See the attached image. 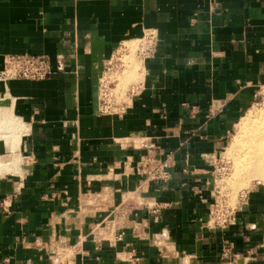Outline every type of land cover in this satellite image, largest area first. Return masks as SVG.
Returning a JSON list of instances; mask_svg holds the SVG:
<instances>
[{
  "label": "crops",
  "instance_id": "0c3cea01",
  "mask_svg": "<svg viewBox=\"0 0 264 264\" xmlns=\"http://www.w3.org/2000/svg\"><path fill=\"white\" fill-rule=\"evenodd\" d=\"M148 30L152 53L117 78L137 93L100 112L111 58ZM6 54L53 72L0 79V118L25 123L20 172L0 175V264H51L62 242L79 245L65 264H227L225 242L264 264V182L209 223L219 151L264 100V0H0V72ZM150 150L168 180L138 171Z\"/></svg>",
  "mask_w": 264,
  "mask_h": 264
},
{
  "label": "built area",
  "instance_id": "2783aa9c",
  "mask_svg": "<svg viewBox=\"0 0 264 264\" xmlns=\"http://www.w3.org/2000/svg\"><path fill=\"white\" fill-rule=\"evenodd\" d=\"M157 41V33L154 30H148L141 40L135 41L133 44H122L117 49L106 68V73L101 77L99 82L100 112L125 113L131 96L133 97L137 93L139 87L134 86L124 91L119 86L118 79L113 78L111 75L113 73L123 74L130 65L129 58L132 54L141 57L149 56ZM3 62L4 67L0 72V79L2 80L17 78L44 80L53 72L48 59L43 56L6 54L3 57ZM258 92L264 95V84L259 86ZM21 128L25 130V124ZM137 166L138 171L151 180L166 181L171 176L168 160L161 159L152 150L140 158ZM245 192H242L238 196L237 201L230 204L227 198L221 199L222 193L218 190L216 180L215 198L209 212V223L213 228H224L234 222L236 210L241 200L245 197ZM78 246V244L71 245L67 242H62L59 250L52 252L50 255L51 264H65V262L67 263L72 260V256L76 252V249H78ZM221 257L227 264H236L240 259V254L233 250L229 242H225L221 250Z\"/></svg>",
  "mask_w": 264,
  "mask_h": 264
},
{
  "label": "rangeland",
  "instance_id": "374dc122",
  "mask_svg": "<svg viewBox=\"0 0 264 264\" xmlns=\"http://www.w3.org/2000/svg\"><path fill=\"white\" fill-rule=\"evenodd\" d=\"M135 57L136 56L134 54L129 58V60L130 61L132 60V62H135ZM129 64H131V62ZM119 75H121V73H113L111 76L113 78H118ZM121 80H122V77H121ZM262 109H264V100L262 102H260V104H255L253 107L249 108V110L246 112V114H244L243 118L240 119V121L238 122V124L234 128V130H232V132L227 137L226 142H225V146L221 151H219L220 156L217 157L218 160L215 162V169L213 171V173H214L213 175L215 176V179L217 180L218 190H220L222 193L221 199L223 200V199L227 198V201L230 204L237 201L238 196L242 192H245L247 189L252 188L256 182H258L260 180H261L260 182H264V178H262L263 176L262 177L261 176H257V177L254 176L256 178H253L252 176L249 177V176L244 175L245 174L244 169L246 168V166L243 164L249 158L252 160L253 157L255 156V153L258 151L263 152V156H264V146H263L264 142L262 140V139H264L262 137V135L264 134V130H263L264 129V123L262 122V120L264 121V119L262 117V113H260V112H263ZM251 110H254L253 113H251ZM255 115L256 116L259 115V116L256 117ZM252 117H253V119H252ZM254 118H257V119H254ZM243 119H244V121H243ZM15 120L16 119H14L10 116V113H8V115L5 118L4 117L2 119L0 118V143H3L4 145L6 143V147L8 150V153L7 152L5 153V154H7V156H0V159L3 162H12V165L11 166L9 165L10 168L7 170L4 169V167H1L4 170L2 169L0 171V173L3 171H5V172L1 173L0 175L7 174L11 171H13L12 173L20 172L21 159H22V158L20 159V157H22V156L19 155L18 149H19V143H20V136L22 135V132L20 129L21 125L19 123L16 124ZM240 122H243V125L245 123L246 124L244 126H242V123H240ZM240 126H242V128ZM250 129H252V130H250ZM244 130H246V131H244ZM259 134H261V135H259ZM254 135L257 136V138L259 140L261 139V142L257 143V145H255V146L250 145V142H249V140L252 138V136L254 137ZM248 137H250V139ZM239 139H241V141ZM250 150H251V152L249 153ZM242 155L245 157H243ZM13 157H15V158H13ZM238 160H240L243 165ZM236 166L238 168H234ZM13 167H14V169H13ZM234 169L237 171L239 170L238 173L240 175L237 173V171L235 172ZM233 173L234 174L236 173V175L237 174L238 175L236 176ZM243 176H246V177H243ZM251 177L253 179V180H251L252 184L248 183V185L247 184L244 185L247 181H250ZM245 178H247V179H245ZM237 180H238V182H237ZM240 185H242V186H240Z\"/></svg>",
  "mask_w": 264,
  "mask_h": 264
},
{
  "label": "bare ground",
  "instance_id": "6f19581e",
  "mask_svg": "<svg viewBox=\"0 0 264 264\" xmlns=\"http://www.w3.org/2000/svg\"><path fill=\"white\" fill-rule=\"evenodd\" d=\"M253 111L254 110H251V113H253ZM261 111V110H260ZM259 111V112H260ZM262 111L263 112H260V113H262V117H263V119H264V109H262ZM257 114V113H256ZM251 115V114H250ZM247 116V115H246ZM249 116V115H248ZM254 116V115H253ZM256 116V115H255ZM259 115H257L256 117H258ZM251 117V116H250ZM260 118V117H259ZM252 119H253V117H252ZM254 119H257V118H254ZM250 120V119H249ZM261 120V119H260ZM243 121H244V119H243ZM252 121V120H251ZM255 121V120H254ZM249 122V121H248ZM247 122V123H248ZM262 122L264 123V121L262 120ZM240 123H242V126H244L243 125V122H240ZM239 123V124H240ZM25 124V123H24ZM249 124V123H248ZM259 124V123H258ZM241 125V124H240ZM242 126H240L241 128H242ZM249 127V126H248ZM18 128V127H17ZM258 128V127H257ZM27 129V128H26ZM250 130H252V129H250ZM264 130V129H263ZM24 131V130H23ZM244 131H246V130H244ZM25 132V131H24ZM252 132V131H251ZM253 133V132H252ZM243 134V133H242ZM263 134V133H262ZM257 135V134H256ZM259 135H261V134H259ZM243 136V135H242ZM262 137L264 138V134L262 135ZM241 138V137H240ZM249 139H250V137H248ZM240 141H241V139H239ZM263 140V142H264V139H262ZM249 142H250V145H253V146H255V145H257V143H260L261 142V139L259 140L258 138H257V136H255L254 135V137L252 136V138L249 140ZM244 143V142H243ZM264 146V145H263ZM262 146V147H263ZM242 149V148H241ZM250 149V148H249ZM11 150V149H10ZM248 150V149H247ZM12 151V150H11ZM245 151V150H244ZM251 152V150L249 151V153ZM254 155V154H253ZM243 156V155H242ZM243 157H245V156H243ZM250 157V156H249ZM248 157V158H249ZM13 158H15V157H13ZM241 160V159H240ZM240 160H238V161H240ZM245 161V160H244ZM241 162V161H240ZM237 164V163H236ZM241 164H242V162H241ZM245 166H246V168L244 169V175H246V176H252L253 178H256L257 176H263L262 178H264V156H263V152H256L255 153V156L253 157V159L251 160L250 158L248 159V160H246L244 163H243ZM242 164V165H243ZM12 165V162H3L1 159H0V171L3 169V168H1V167H4V169H9L10 168V166ZM234 168H238L237 166L236 167H234ZM3 169V170H4ZM13 169H14V167H13ZM241 169V168H240ZM235 170V169H234ZM237 170H235V172H236ZM239 171V170H238ZM238 171H237V173H238ZM5 171H3V172H1V173H4ZM13 171H11V172H9V173H12ZM0 173V174H1ZM8 174V173H7ZM234 174V173H233ZM239 174V173H238ZM237 174V175H238ZM243 174V173H242ZM234 175H236V173L234 174ZM236 175V176H237ZM240 175V174H239ZM246 176H243V177H246ZM254 176H256V177H254ZM239 177V176H238ZM252 177L250 178V181H247L244 185H248V183H251V180H253L252 179ZM245 179H247V178H245ZM259 179V178H258ZM261 179V178H260ZM243 181V180H242ZM261 181V180H260ZM260 181H258V182H260ZM237 182H238V180H237ZM244 182V181H243ZM240 184V183H239ZM252 184V183H251ZM240 186H242V185H240Z\"/></svg>",
  "mask_w": 264,
  "mask_h": 264
}]
</instances>
